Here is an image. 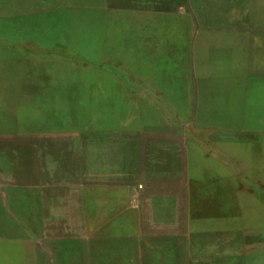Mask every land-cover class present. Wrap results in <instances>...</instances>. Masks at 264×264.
Returning <instances> with one entry per match:
<instances>
[{"label":"rangeland","instance_id":"1","mask_svg":"<svg viewBox=\"0 0 264 264\" xmlns=\"http://www.w3.org/2000/svg\"><path fill=\"white\" fill-rule=\"evenodd\" d=\"M2 47L54 121L0 143V264H264V0H0Z\"/></svg>","mask_w":264,"mask_h":264},{"label":"crops","instance_id":"2","mask_svg":"<svg viewBox=\"0 0 264 264\" xmlns=\"http://www.w3.org/2000/svg\"><path fill=\"white\" fill-rule=\"evenodd\" d=\"M2 48L0 50V143H14L16 142L14 140L6 141V135L9 137L21 136L22 134L37 136L40 133L49 131L51 126L48 125L54 121L52 116L53 109L50 105L52 102L51 96L54 93L53 89L47 88V84H53L54 76L53 73L42 74V76H36L33 81L30 72L37 66L34 65L35 59L19 48L12 49L8 55L6 53L7 50L4 49L5 47ZM8 57L13 61L9 67L6 66ZM31 62L34 63L33 67ZM40 62L49 61L45 59ZM45 73H48V71L45 70ZM22 80H26L25 84H33L32 82H34L35 84H46V86L44 88L23 87L21 84ZM48 95H50L49 99L47 98ZM62 96H65V101L68 104L66 96H72V94L62 93ZM65 113L66 116H63V119H67L69 122V106ZM67 121L65 123L68 124Z\"/></svg>","mask_w":264,"mask_h":264}]
</instances>
